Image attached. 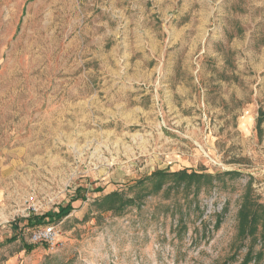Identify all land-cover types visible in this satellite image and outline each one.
Returning <instances> with one entry per match:
<instances>
[{"label":"rangeland","instance_id":"374dc122","mask_svg":"<svg viewBox=\"0 0 264 264\" xmlns=\"http://www.w3.org/2000/svg\"><path fill=\"white\" fill-rule=\"evenodd\" d=\"M182 168L239 175L90 211ZM247 185L264 203V0H0V264H238Z\"/></svg>","mask_w":264,"mask_h":264},{"label":"trees","instance_id":"16d2710c","mask_svg":"<svg viewBox=\"0 0 264 264\" xmlns=\"http://www.w3.org/2000/svg\"><path fill=\"white\" fill-rule=\"evenodd\" d=\"M260 122L261 119H258L257 126H259ZM237 175L239 173L236 171L211 174L187 168L176 171L157 170L134 183L128 184L125 188L96 197L91 202L90 211H95L97 214L111 212L113 215H121L128 207L137 205L148 195L162 189L167 191L181 190L185 193V197L189 194L196 196L202 188L207 190L214 186V181L219 182L225 176L232 178ZM80 196L81 194L76 192L72 200H77ZM68 211V205L60 207L56 216L61 217ZM51 216H53L51 213L38 215L31 212L28 217L14 221L12 226L17 228L18 223L22 220L24 226H34L46 221L50 222L52 220ZM217 222H220V218L217 219ZM247 237H252L254 241L246 246V251L238 264H264V203L259 202L252 195L249 185H247L245 192L241 196L237 211L235 241L239 243L238 248L245 246L244 240ZM16 239L17 234L6 238V241L12 242ZM256 244H258V249L255 251ZM22 245L26 252L31 251L35 247L33 244L22 243ZM232 259L235 260V257H232Z\"/></svg>","mask_w":264,"mask_h":264},{"label":"built area","instance_id":"2783aa9c","mask_svg":"<svg viewBox=\"0 0 264 264\" xmlns=\"http://www.w3.org/2000/svg\"><path fill=\"white\" fill-rule=\"evenodd\" d=\"M56 230L52 225H46L32 235V241L36 243H47L53 247L56 243Z\"/></svg>","mask_w":264,"mask_h":264},{"label":"crops","instance_id":"0c3cea01","mask_svg":"<svg viewBox=\"0 0 264 264\" xmlns=\"http://www.w3.org/2000/svg\"><path fill=\"white\" fill-rule=\"evenodd\" d=\"M138 63H142L141 61H139ZM138 67H140V66H138ZM136 76L138 77V76H142V73L141 74H139V72L137 71V73H136ZM147 82H149L148 80H146Z\"/></svg>","mask_w":264,"mask_h":264}]
</instances>
